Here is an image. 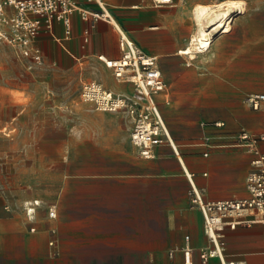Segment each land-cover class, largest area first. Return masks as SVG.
I'll list each match as a JSON object with an SVG mask.
<instances>
[{
	"label": "crops",
	"instance_id": "0c3cea01",
	"mask_svg": "<svg viewBox=\"0 0 264 264\" xmlns=\"http://www.w3.org/2000/svg\"><path fill=\"white\" fill-rule=\"evenodd\" d=\"M77 1L87 9L97 8L94 0ZM100 1L112 20L98 21L87 44H84L83 29L88 23L79 14L72 16L69 38H65L63 25L56 23L55 37L40 43L44 59H54L57 50L80 56L95 55L97 59L100 55L119 58L122 50L116 31L127 35L159 59L166 90L158 103L173 145H161L152 158L141 157L132 143L134 149L130 152L118 146L100 145L97 154L85 156L89 167L72 174L69 180L81 183L82 189H67L71 199L66 220L54 225L39 221L32 226L39 229L34 234L27 232L22 223L11 229L14 241L9 246L10 260L28 264L50 260V264H57L52 260H59L61 255V259L73 262L118 264L140 261L145 264H264V225L260 223L241 224L234 230L225 228L221 253L204 260L202 254L215 246L204 232L202 212L192 204L189 195L192 186L205 202L249 195L247 178L253 169L254 156L241 145L240 138L243 132L256 134L248 130L236 134L222 119L230 115L235 102L241 101L249 88L236 86L251 83L245 71L248 68L243 64L240 70L235 61L233 26L229 32L214 38L208 61L187 63L181 51L187 47L195 25L188 6L211 5L216 0H174L169 5H155L154 0ZM240 14L243 15H237ZM113 21L122 31L115 28ZM100 83L116 93L133 89L131 84L116 78L110 80L109 86ZM209 118H215L214 123L221 125L204 126ZM107 148L111 152L103 151ZM260 148L264 152L262 142ZM110 196L121 201L123 198L133 201V197L145 201L116 207L118 213L130 215L125 220L117 215L107 220L110 210L106 203ZM136 213L146 216L137 220ZM56 229H59L57 233ZM140 235L146 236V243L138 242ZM186 248L190 250L189 262L185 258Z\"/></svg>",
	"mask_w": 264,
	"mask_h": 264
},
{
	"label": "rangeland",
	"instance_id": "374dc122",
	"mask_svg": "<svg viewBox=\"0 0 264 264\" xmlns=\"http://www.w3.org/2000/svg\"><path fill=\"white\" fill-rule=\"evenodd\" d=\"M224 1L227 0H216L213 4ZM241 1L246 13L234 15L232 41L235 61L240 70L243 64L248 68L245 71L249 73L251 83L236 86L249 88L244 91L242 100L235 102L230 115L222 119L236 134L248 130L259 135L264 131V112L253 111L245 97L250 93L264 92V0ZM197 5L188 6L192 15ZM184 6L187 8L186 4ZM195 28L193 23L192 34ZM116 34L120 38V33L116 31ZM208 52L198 53L194 59L183 56L187 63L208 61ZM53 56L54 59L49 57L42 65L30 68L11 46L0 43V264H28L10 260L9 246L14 241L11 229L22 223L28 228L27 232L34 234L39 229L32 226L39 221L54 225L66 220L71 199L67 189H82L81 183L69 180L72 174L89 167L85 156L97 154L100 145L118 146L124 152L134 149L130 142L131 123L124 113L99 111L81 98L84 82L98 81L109 86L110 80L115 78L113 71L95 55L80 56L75 52L73 55L57 50ZM213 120L215 118H209L204 126L212 127L215 125ZM262 148L264 150V142ZM105 150L111 152L109 148ZM130 199L121 201L113 196L107 197L106 206L110 211L106 219H115L117 215L125 220L130 215L118 213L116 207L139 205L145 201L137 197H133V201ZM34 202L39 206L35 217L30 219L26 210ZM51 209L56 211L55 218L49 216ZM134 216L141 220L146 214L136 213ZM62 229L66 232L65 227ZM138 242L146 243V236L140 235ZM61 257L52 261L57 264H118L73 262ZM34 264H50V260Z\"/></svg>",
	"mask_w": 264,
	"mask_h": 264
},
{
	"label": "built area",
	"instance_id": "2783aa9c",
	"mask_svg": "<svg viewBox=\"0 0 264 264\" xmlns=\"http://www.w3.org/2000/svg\"><path fill=\"white\" fill-rule=\"evenodd\" d=\"M94 2L97 4L96 9H87L77 0H0V43L11 46L30 68L40 66L44 61L40 43L45 38L55 37L56 23L63 25L65 38H69L72 16L79 14L81 20L88 23L83 29L84 44H87L98 21L112 20L105 4L100 0ZM173 3L174 0H154L155 5ZM119 44L122 50L119 58L98 56V59L113 70L119 82L131 84L132 91L116 93L98 81H89L82 84L81 98L99 111L124 113L131 122V143L141 157L152 158L161 145H173L158 103L159 96L166 90V83L157 56L146 52L121 33ZM245 102L252 110L264 112V92L246 95ZM240 140L241 145L254 156L251 162L253 169L247 178L248 197L205 202L194 186L189 192L192 204L202 212L204 232L215 246L213 250L202 254L204 260L221 253L225 228L234 230L241 224L264 225V152L260 148L264 134L243 132ZM38 206L37 202L28 205L26 214L30 219L35 217ZM49 216L55 218L56 211L51 209ZM186 249L185 258L189 262L190 250Z\"/></svg>",
	"mask_w": 264,
	"mask_h": 264
},
{
	"label": "bare ground",
	"instance_id": "6f19581e",
	"mask_svg": "<svg viewBox=\"0 0 264 264\" xmlns=\"http://www.w3.org/2000/svg\"><path fill=\"white\" fill-rule=\"evenodd\" d=\"M244 8V3L241 0H227L218 4L197 5L193 10L196 28L187 47L181 53L190 59H194L196 54L209 50L215 35L229 32L232 28L231 23L234 15L246 12ZM113 24L116 29L122 31L117 22L113 21ZM121 34L125 35L122 32Z\"/></svg>",
	"mask_w": 264,
	"mask_h": 264
}]
</instances>
